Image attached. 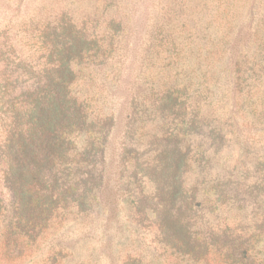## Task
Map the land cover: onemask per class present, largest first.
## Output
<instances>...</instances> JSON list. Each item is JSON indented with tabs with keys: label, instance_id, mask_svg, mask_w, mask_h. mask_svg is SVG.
Instances as JSON below:
<instances>
[{
	"label": "trees",
	"instance_id": "obj_1",
	"mask_svg": "<svg viewBox=\"0 0 264 264\" xmlns=\"http://www.w3.org/2000/svg\"><path fill=\"white\" fill-rule=\"evenodd\" d=\"M66 20L31 21L41 27L36 54L9 36L0 42V179L9 195L0 193V225L14 257L42 248L50 259L72 257L70 236L47 240V231L67 214L94 210L112 183L105 151L114 119L102 109L105 84L92 69L106 64L107 50L86 37L85 25ZM225 58L207 51L205 92L173 84L133 97L120 172L130 175L111 189L136 209L137 233L149 227L152 242L186 264H264V155L253 152L254 167L222 165L220 156L228 139L239 145L238 162L253 144L264 147V51ZM149 123L159 133L141 153L133 141ZM240 197V212L226 217ZM123 264L148 263L138 253Z\"/></svg>",
	"mask_w": 264,
	"mask_h": 264
},
{
	"label": "rangeland",
	"instance_id": "obj_2",
	"mask_svg": "<svg viewBox=\"0 0 264 264\" xmlns=\"http://www.w3.org/2000/svg\"><path fill=\"white\" fill-rule=\"evenodd\" d=\"M63 16L79 26L85 25L86 37L99 41L107 50L106 64L92 69H97L98 84H105L101 88L102 109L114 119L105 151V173L112 183L94 210L85 216L67 214L64 226L60 224L47 231V240L55 233L70 236L65 245L73 248L72 257L50 259L49 248L14 257L5 250L8 242L5 228L0 225V264H123L128 256L138 253L145 256L148 264H186L170 251L166 254L160 250L158 244L152 242L155 232L149 231V227L137 233L136 209L124 196L115 198L111 191L119 179L122 183L130 175L127 171L120 176L131 102L135 95L140 94L142 99V94H148L151 89L159 90L163 85L177 84L181 90L186 85L191 93L205 92L208 50L219 56L225 53V62L229 54L238 53L247 59L259 48L264 51L261 46L264 0H0V42L9 36V42L22 45L28 55L36 54L41 48L37 32L41 27L31 29V21H51ZM6 26L8 35L3 34ZM145 128V137L137 135L133 141L141 153L150 149L153 136L159 133L152 123ZM195 143L211 144V141L197 138ZM226 143L220 151L222 165L238 163L242 167L246 163L254 167L253 152L264 155V147L260 150L263 142L256 143L252 155L238 162L239 145H233L229 139ZM187 182L194 184V175L189 176ZM0 193L5 201L9 200L1 179ZM243 205L240 197L236 208L232 212L225 211L224 215L232 218ZM2 221L0 218V224Z\"/></svg>",
	"mask_w": 264,
	"mask_h": 264
}]
</instances>
